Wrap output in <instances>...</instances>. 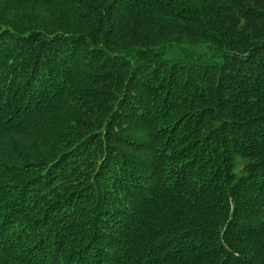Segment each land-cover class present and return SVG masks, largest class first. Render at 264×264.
Segmentation results:
<instances>
[{
  "label": "trees",
  "instance_id": "16d2710c",
  "mask_svg": "<svg viewBox=\"0 0 264 264\" xmlns=\"http://www.w3.org/2000/svg\"><path fill=\"white\" fill-rule=\"evenodd\" d=\"M0 264H264V0H0Z\"/></svg>",
  "mask_w": 264,
  "mask_h": 264
},
{
  "label": "rangeland",
  "instance_id": "374dc122",
  "mask_svg": "<svg viewBox=\"0 0 264 264\" xmlns=\"http://www.w3.org/2000/svg\"><path fill=\"white\" fill-rule=\"evenodd\" d=\"M176 54H177L176 52H169V53H168L169 56H171V55H172V56H176ZM240 168H241V163L237 160V161H236V165H235L233 171H234L235 173H238L239 170H240Z\"/></svg>",
  "mask_w": 264,
  "mask_h": 264
}]
</instances>
